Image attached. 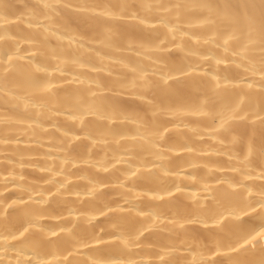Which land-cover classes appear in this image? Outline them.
Segmentation results:
<instances>
[{
	"label": "bare ground",
	"instance_id": "1",
	"mask_svg": "<svg viewBox=\"0 0 264 264\" xmlns=\"http://www.w3.org/2000/svg\"><path fill=\"white\" fill-rule=\"evenodd\" d=\"M0 264H264V0H0Z\"/></svg>",
	"mask_w": 264,
	"mask_h": 264
}]
</instances>
